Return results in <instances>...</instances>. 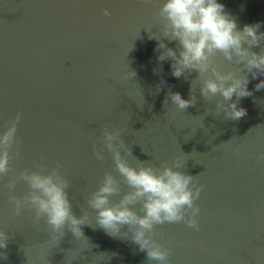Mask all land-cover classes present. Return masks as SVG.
I'll use <instances>...</instances> for the list:
<instances>
[{"label":"water","instance_id":"95a60500","mask_svg":"<svg viewBox=\"0 0 264 264\" xmlns=\"http://www.w3.org/2000/svg\"><path fill=\"white\" fill-rule=\"evenodd\" d=\"M162 2L0 0V132L22 114L13 173L35 170L41 156L48 169L61 162L73 211L77 217L86 211L89 224L80 238L66 228L60 240H52L43 220L33 225L34 212L13 215L10 177L0 178V230L11 237L8 248L0 249L7 255H0V264H145L146 253L137 245L96 226L87 204L104 173L116 174L107 149L103 161L93 155L94 143L103 148L106 127L124 129L131 166L160 167L186 155L187 173L203 186L196 201L199 231L184 223L156 226L155 239L171 251L168 264H264V164L256 159L264 152V90L239 100L247 115L236 121L215 115L221 97L206 102L197 95L195 107L184 112L170 100L164 106L169 91L189 99L197 74L177 79L172 61L157 59L158 41L146 30L162 38L154 26ZM217 2L238 29L259 22L264 32V0ZM217 62L225 72L235 67L222 57ZM260 79L251 80L250 91ZM27 191L20 182L12 195Z\"/></svg>","mask_w":264,"mask_h":264},{"label":"clouds","instance_id":"9594fccd","mask_svg":"<svg viewBox=\"0 0 264 264\" xmlns=\"http://www.w3.org/2000/svg\"><path fill=\"white\" fill-rule=\"evenodd\" d=\"M158 9L154 25L157 32L160 37L176 43V48L168 47L162 38L146 30L150 33L149 39L158 41V61H172L171 75L177 79L183 77L187 80L193 72L197 74L191 80L189 99H183L179 92L169 91L164 106L170 100L184 112L195 107L197 95L206 102L221 97L222 100L215 103L217 117L222 113L225 121L244 118L247 110L239 106V100L252 97L254 91L264 90V79H260L252 91L248 88L251 80L264 77L262 24L253 23L238 29L235 19L217 0H163ZM104 15L110 16L111 13L106 9ZM257 48L259 52L254 51ZM218 57L235 67L223 71L217 62ZM162 70V67L154 69V73L159 74ZM130 77L135 79L136 73L130 71ZM160 85L166 86L163 78ZM195 85L199 86L198 89ZM209 114L204 113L205 116ZM21 116L17 113L0 132V178L10 177L6 187L13 215L19 217L23 210L34 212L33 225H39L43 220L54 241L65 235L66 228L80 238L83 226L89 225L88 213L82 211V216L75 215L68 195L70 181L62 173L61 162L57 161L55 167L48 169L42 163L45 157L41 156V162H34L35 170L25 169L18 175L13 173L11 163L19 156L17 131ZM123 136L124 129L114 127L108 130L106 127L101 141L103 148L93 144V155L97 160H104V149L111 153L116 174L104 173L98 188L87 200L88 207L96 213V226L108 236L129 240L138 246L140 252L146 253L145 264H168L171 251L155 239L156 226L184 223L199 231L200 207L196 201L203 186H197L196 177L187 173L186 155L160 167L144 162L131 166L127 157L132 156V151ZM256 159L264 164V152ZM20 182L28 191L17 197L12 193ZM124 188L127 191H123ZM114 197L119 199L114 200ZM10 240L9 234L0 230V249H7ZM0 255L7 259L6 254Z\"/></svg>","mask_w":264,"mask_h":264}]
</instances>
